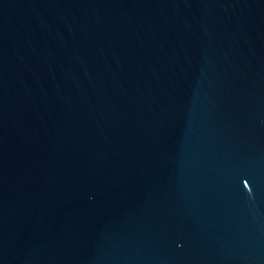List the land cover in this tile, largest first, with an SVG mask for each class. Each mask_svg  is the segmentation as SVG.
I'll return each instance as SVG.
<instances>
[{"label": "water", "instance_id": "water-1", "mask_svg": "<svg viewBox=\"0 0 264 264\" xmlns=\"http://www.w3.org/2000/svg\"><path fill=\"white\" fill-rule=\"evenodd\" d=\"M0 264H264V0H0Z\"/></svg>", "mask_w": 264, "mask_h": 264}]
</instances>
